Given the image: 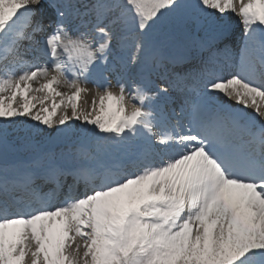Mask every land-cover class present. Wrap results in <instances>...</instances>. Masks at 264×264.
I'll list each match as a JSON object with an SVG mask.
<instances>
[{"label":"snow or ice","instance_id":"1","mask_svg":"<svg viewBox=\"0 0 264 264\" xmlns=\"http://www.w3.org/2000/svg\"><path fill=\"white\" fill-rule=\"evenodd\" d=\"M0 264H264V0H0Z\"/></svg>","mask_w":264,"mask_h":264},{"label":"bare ground","instance_id":"2","mask_svg":"<svg viewBox=\"0 0 264 264\" xmlns=\"http://www.w3.org/2000/svg\"><path fill=\"white\" fill-rule=\"evenodd\" d=\"M229 18H231L233 20V26H234V32L237 34L238 31H239V28L241 27V25L239 24V20L237 19V16L234 14V13H228L227 16H226V19L228 20ZM43 47V43H42V40H41V45L39 46V48H42ZM33 52H30L29 54V57L26 58V59H30L32 58V56L35 54ZM158 73L155 74V72L153 71V78H152V81H154V84L156 85V82L158 79H161V77L159 75H157ZM92 85L91 83L89 84V88H91ZM39 95H42V94H39ZM91 97L89 96L88 97V100L90 101ZM228 104L232 105L233 107H236V105L232 102V101H227ZM247 111L249 113L252 112L251 109H247Z\"/></svg>","mask_w":264,"mask_h":264},{"label":"rangeland","instance_id":"3","mask_svg":"<svg viewBox=\"0 0 264 264\" xmlns=\"http://www.w3.org/2000/svg\"><path fill=\"white\" fill-rule=\"evenodd\" d=\"M241 34H242V33H241ZM241 34H240V35H241ZM124 56L126 57V56H127V53H124Z\"/></svg>","mask_w":264,"mask_h":264}]
</instances>
